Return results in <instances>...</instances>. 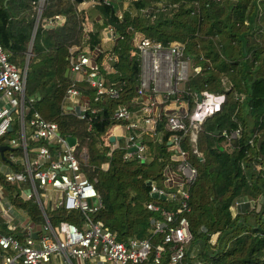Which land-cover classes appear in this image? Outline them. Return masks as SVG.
Here are the masks:
<instances>
[{
  "label": "trees",
  "instance_id": "trees-1",
  "mask_svg": "<svg viewBox=\"0 0 264 264\" xmlns=\"http://www.w3.org/2000/svg\"><path fill=\"white\" fill-rule=\"evenodd\" d=\"M33 1L0 0V45L14 65L16 56L25 65L28 55L36 20ZM86 1L44 2L26 67L25 98L33 101H26L25 123L37 111L57 124L61 136L75 138L77 156L86 155L82 170L101 198L94 218L118 240L151 238L159 242L150 223L157 213L149 211L146 203L154 201L165 209L176 205L152 197L147 181L160 182L173 152L168 143L173 133L165 128V116L157 117L155 131L141 136L144 161L124 159L123 140L112 149L109 133L115 124L124 123L114 117L119 106L137 108L141 68L133 37L164 47L181 44L182 59L192 65L181 88L182 99L190 108L193 95L202 91L223 94L225 100L201 124L196 143L200 155L192 153L187 136L182 143L197 176L188 187L184 215L191 240L180 264H264V0H111L109 4L98 0L93 7H77ZM124 1L125 8L119 7ZM55 15L58 20L46 26ZM93 15H98V21L91 29L86 21ZM104 25L113 28L116 38L110 48L97 52L99 30ZM109 49L116 59L112 63L106 60ZM74 50L75 55L93 56L104 85L115 91L95 99V89L78 82L82 99H88L95 110L86 111L83 119L63 108L69 104L64 96L71 77L65 70ZM24 65L15 66L23 69ZM17 127L16 121L0 137V146H8ZM236 130L238 135L230 137ZM42 143L27 142V148ZM12 152L19 155L21 149H6L3 155ZM0 185L13 208L43 222L39 205L20 196L21 185L7 182L1 174ZM247 201L252 202L250 207ZM43 209L52 226L61 220L78 225L82 216L60 208ZM0 233H9L1 218ZM168 253L161 264H169Z\"/></svg>",
  "mask_w": 264,
  "mask_h": 264
},
{
  "label": "built area",
  "instance_id": "built-area-1",
  "mask_svg": "<svg viewBox=\"0 0 264 264\" xmlns=\"http://www.w3.org/2000/svg\"><path fill=\"white\" fill-rule=\"evenodd\" d=\"M45 1H33L36 15L40 16ZM110 1L101 0L105 4ZM83 3L93 7L98 0ZM116 13L120 18L121 12ZM58 18L55 15L48 19L46 26H51ZM115 38L110 25H104L99 30L100 45ZM132 46L140 57L141 68L139 98L135 101L137 108L132 110L124 105L119 106L114 117L124 123L115 124L112 129L122 126L128 132L122 145L127 149L123 158L136 157L144 161L146 148L141 136L145 132L155 131L157 95L161 96L162 102L172 99L179 103L182 100V89L179 90L177 85L188 76V62L182 59L183 47L179 43L164 47L159 42L135 36ZM110 50L106 60L112 63L116 59ZM75 53L76 50L69 58V70L74 76L64 96L69 104L63 108L83 119L86 111L95 110L82 101L76 86L78 82H87L92 86L96 91L95 99L104 93L114 95L115 91L104 85L97 63L85 54ZM198 69L194 68L195 71ZM25 79L26 70L11 63L0 45V137L5 136L9 128L12 129L11 114L16 112V137L8 139L7 143L10 147L21 149L19 160L10 153L8 165L1 166L0 173L7 182L22 186L20 196L24 200L32 199L37 204L41 202L42 207L50 200L53 209L75 211L82 216L78 225L61 220L56 228L46 216H43L40 224H35L28 217H15L5 189L0 185V216L9 230V233H0V264H51L56 259L59 264H161L167 251L169 264H180L191 240L189 222L184 215L188 211V187L197 176L196 169L189 161V151L182 143L187 136L192 153L200 155L196 148L198 131L205 118L220 109L225 96L202 91L193 95L192 110L185 115H165V128L173 133L168 142L173 151L168 163L174 165V173L179 179L163 173L159 183L149 180V185L151 194L164 196L176 207L165 209L154 201L146 203L149 211L157 213L150 223L152 235L160 237L159 242L154 243L151 238L120 241L114 232L104 227L101 220L94 218L101 207V198L82 170L86 155L82 153L77 156L75 145H68L66 138L60 135L57 124L43 119L37 111H33L25 123L24 117L29 110L26 101H33L32 98H25ZM116 134L113 136H120V133ZM237 135L238 130L232 132L230 137ZM40 141L43 143L27 148V142ZM118 147L119 144L114 143L111 148ZM33 233L36 238L32 237Z\"/></svg>",
  "mask_w": 264,
  "mask_h": 264
},
{
  "label": "crops",
  "instance_id": "crops-1",
  "mask_svg": "<svg viewBox=\"0 0 264 264\" xmlns=\"http://www.w3.org/2000/svg\"><path fill=\"white\" fill-rule=\"evenodd\" d=\"M84 5H87V4H84V3H81V4H79L77 7L78 8H82ZM123 7V8H125V6H126V2L124 1L123 2V4L122 3H120L119 4V7ZM89 8V7H88ZM37 16V15H36ZM98 21V15H93L92 17H91V19L89 20V19H87V21H86V23H87V25H88V27H91V29H93V22L94 21ZM114 44V40H110V41H108V42H106V43H103V44H99L100 46L97 48V52H99V51H101V50H105V49H107V48H110L112 45ZM94 63H97L96 62V60H95V58L93 57V56H91V57H89ZM67 69H69V68H67ZM68 74H70V77L71 78H73V73L72 72H70V70H69V72H68ZM67 74V75H68ZM146 95H148V94H146ZM159 95H162V93L161 94H159ZM157 104H156V106H155V110H154V112H155V115L157 116V117H161V116H165V115H177V116H183V115H185L187 112H189V111H191L192 110V107L190 108V106H189V104H188V102L186 101V100H181L179 103H177V102H175L174 100H172V99H167V100H165V101H161L160 100V97L161 96H158L157 95ZM88 99H82V101L83 102H85V103H88V101H87ZM116 133H120V136H118L119 137V139H115V140H113V141H110V143H111V146L110 147H112V144H114V143H117V144H119V140H123V142H124V134H126V130L124 129V127H122V126H120V127H118V128H111V131H110V133H109V136H113V134H116ZM117 135V134H116ZM117 137V136H116ZM10 147V146H9ZM11 148H13V147H11ZM4 154V153H3ZM0 155V167L1 166H3V165H8V163H7V159L9 158V154L10 153H7V154H5L6 156H4V155ZM12 154H14V156L17 158V160H19V158H20V154L19 155H17V154H15V153H13L12 152ZM107 167V164H104L103 165V168H106ZM163 173L164 174H168V175H171L173 178H175V179H179V177L177 176V175H175V173H174V165L173 164H170V163H167L165 166H164V168H163ZM1 174V173H0ZM7 197V196H6ZM23 199V198H22ZM8 200V199H7ZM8 202H9V200H8ZM10 203V202H9ZM11 204V203H10ZM13 207V206H12ZM12 212H13V216L15 215V217H19V218H25V217H27V215L24 213V211H22L21 209H15V208H13L12 209ZM42 212V211H41ZM43 216H45L44 214H42ZM0 218L3 220V222H5L4 221V218L3 217H1L0 216ZM44 219V218H43Z\"/></svg>",
  "mask_w": 264,
  "mask_h": 264
},
{
  "label": "water",
  "instance_id": "water-1",
  "mask_svg": "<svg viewBox=\"0 0 264 264\" xmlns=\"http://www.w3.org/2000/svg\"><path fill=\"white\" fill-rule=\"evenodd\" d=\"M7 2V0H5V3ZM38 19H39V14H37L36 16V20H35V24H34V27H33V31H32V34H31V39H30V44H29V50H28V55L26 57V61H25V65H24V69L26 70V67H27V61H28V57H29V54H30V47H31V44H32V40H33V36H34V33H35V30H36V26H37V22H38ZM69 72V69H66L65 70V75L67 76ZM9 131L11 130V128L8 129ZM216 131V130H215ZM115 139H119V137H115V136H109V141H113ZM66 141L68 143L69 146H74L76 144V140L74 137H67L66 138ZM6 149H11V147L7 146V145H4V146H0V155L3 154V152L6 150ZM131 151L133 150V148L130 149ZM147 183L149 184V180L147 181ZM152 197H156L157 196V193H152L151 194ZM161 198H164V196H160ZM38 205L42 211V214H44V209L41 205V202H38ZM32 237L33 238H36V234L33 233L32 234Z\"/></svg>",
  "mask_w": 264,
  "mask_h": 264
},
{
  "label": "rangeland",
  "instance_id": "rangeland-1",
  "mask_svg": "<svg viewBox=\"0 0 264 264\" xmlns=\"http://www.w3.org/2000/svg\"><path fill=\"white\" fill-rule=\"evenodd\" d=\"M14 60H15V63L19 66V67H21L22 68V66H20V65H24V60H22L19 56L17 57H15L14 58ZM21 60H22V62H21ZM15 64V65H16ZM191 64H190V62H188V64H187V72H186V74L188 75V73L190 72V71H192V68H191ZM182 86H183V83H182V81H180L179 83H178V85H177V88L180 90L181 88H182ZM11 116H12V118H13V124L17 121V113L16 112H13L12 114H11ZM128 135V132H126V134H124V136L126 137ZM228 146V143H225L224 144V147H227ZM42 198V200L44 201L45 199L43 198V197H41ZM246 204H249V207L252 205V202L251 201H247L246 202ZM44 207L46 208V210L48 211V210H53V208L51 207V201L49 200V204L48 203H44ZM50 214V213H49ZM28 219L29 220H31L32 222H34L35 224H40V222L38 223V222H35L34 220H32V219H30L29 217H28ZM56 225L57 224H55L54 225V228H56ZM60 236V238H62V236L61 235H59ZM212 240H214V237H212ZM51 264H59V260L58 259H56V260H52L51 261Z\"/></svg>",
  "mask_w": 264,
  "mask_h": 264
}]
</instances>
